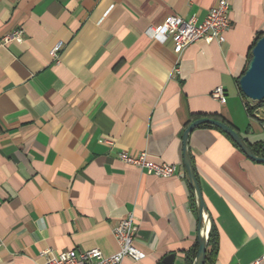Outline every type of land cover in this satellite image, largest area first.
I'll return each mask as SVG.
<instances>
[{"label": "crops", "instance_id": "crops-1", "mask_svg": "<svg viewBox=\"0 0 264 264\" xmlns=\"http://www.w3.org/2000/svg\"><path fill=\"white\" fill-rule=\"evenodd\" d=\"M219 1L0 0V264L70 250L110 257L129 217L146 258L122 264H195L212 227L205 264H264V164L219 128H196L189 154L206 220L183 162L184 133L200 119L264 142V110L251 114L239 86L264 37V0H228L223 42L177 54L172 39L147 34L170 17L202 23ZM18 29L24 40L3 44ZM218 87L225 103L211 96ZM121 153L177 172L148 175Z\"/></svg>", "mask_w": 264, "mask_h": 264}, {"label": "built area", "instance_id": "built-area-1", "mask_svg": "<svg viewBox=\"0 0 264 264\" xmlns=\"http://www.w3.org/2000/svg\"><path fill=\"white\" fill-rule=\"evenodd\" d=\"M230 29V4L228 0H220L218 5L211 9L202 23H198L196 18L184 20L179 17H170L160 27H151L147 34L161 42L172 39L175 45V52L181 54L189 46L198 43L213 41L223 42L225 34ZM24 32L21 29L5 36L3 44L11 42H22ZM64 47L63 42H59L51 51V56L58 59ZM212 98L220 103L226 102V93L222 87L216 88ZM120 159L128 165L135 166L148 175L169 178L176 174L177 166L167 163H154L148 160V155L142 153L138 156L120 154ZM138 227L132 217L124 219L114 232L120 244L118 253L106 257L99 249L91 250H70L59 254L46 253V259L42 264H122L125 260L141 262L146 258L143 251L137 248ZM257 264H260L258 262Z\"/></svg>", "mask_w": 264, "mask_h": 264}, {"label": "water", "instance_id": "water-1", "mask_svg": "<svg viewBox=\"0 0 264 264\" xmlns=\"http://www.w3.org/2000/svg\"><path fill=\"white\" fill-rule=\"evenodd\" d=\"M239 86L243 95L252 103L257 104L264 102V37L261 38L253 48L252 59L249 62L245 74L239 80ZM202 125H211L222 130L236 143L249 159L264 164V158L256 156L246 140L233 128L223 122L213 119H200L187 128L183 136V162L198 202L200 218L203 219V217H205L206 220H209L210 217L206 212V206L203 201L202 193L189 154V135ZM208 242L209 235L207 233L203 237H199V251L197 253L195 264H205ZM162 264H174V256L170 255L166 257Z\"/></svg>", "mask_w": 264, "mask_h": 264}, {"label": "trees", "instance_id": "trees-1", "mask_svg": "<svg viewBox=\"0 0 264 264\" xmlns=\"http://www.w3.org/2000/svg\"><path fill=\"white\" fill-rule=\"evenodd\" d=\"M263 38L260 37L259 39H257V42L255 43L254 47L256 46V44L258 43V41ZM246 98V97H245ZM263 108L264 109V102L261 103H257V104H251L248 101V111L253 114L254 111H257L258 109ZM244 138V137H243ZM245 139V138H244ZM246 140V139H245ZM246 142L248 143L249 147L251 148V150L253 151V153L258 156V157H263L264 158V142H260L257 143L255 145H251L249 144V142L246 140ZM215 233H214V228L212 227L210 235H209V242H208V247H207V259L212 256L213 254L216 253V240H215Z\"/></svg>", "mask_w": 264, "mask_h": 264}, {"label": "rangeland", "instance_id": "rangeland-1", "mask_svg": "<svg viewBox=\"0 0 264 264\" xmlns=\"http://www.w3.org/2000/svg\"><path fill=\"white\" fill-rule=\"evenodd\" d=\"M249 101V100H248ZM251 104H253L251 101H249ZM263 109V108H262ZM264 110V109H263ZM256 111H254V113H255Z\"/></svg>", "mask_w": 264, "mask_h": 264}]
</instances>
